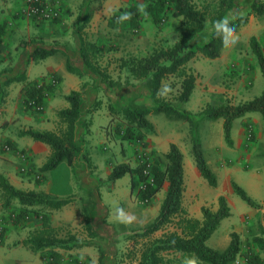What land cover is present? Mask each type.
<instances>
[{
    "label": "crops",
    "instance_id": "crops-1",
    "mask_svg": "<svg viewBox=\"0 0 264 264\" xmlns=\"http://www.w3.org/2000/svg\"><path fill=\"white\" fill-rule=\"evenodd\" d=\"M77 1L67 0V11L49 28L47 25L37 27L35 24L37 22L31 24L32 19L25 13L24 0H0V30L4 32L1 37L0 52V175L5 176L18 190L42 192L59 200H71L62 209L48 215V223L58 232L60 238H65L62 236L66 230H71L72 234H75L74 228L79 225L81 228L84 226L83 210L88 202L93 203L91 211L96 230L99 229V226L102 231L112 230L114 226H119L131 231L138 226L140 219L132 213V210L134 207L139 208L142 203L136 201V194L130 193V212L124 216L120 217L113 207L112 192L115 193L114 189L126 176L110 183L112 186L110 189L103 190L101 188L100 177L102 174L109 175L117 164H128L124 160L125 153L123 151L116 155V159L118 158L120 161L115 162V157H113L115 153H112V147L109 145L104 147L110 138L101 128H107L111 123V114L106 98L111 102H119L124 105L135 101L146 107L156 106L148 89L143 87L139 81H135L134 85L124 88V90L108 88L98 76L83 65L78 54L80 42L77 28L80 25L76 23V20L78 17L83 18L88 14L90 2L84 0L85 6L80 9V3ZM125 1L109 0L104 6L95 8L94 15L92 13V23L88 29L90 37H86L89 41L105 47L104 64H107L108 72L113 77H115L114 75L118 76V63L121 58L137 56L141 52L146 53L148 51L146 44H149L150 41L156 42L155 37H140V41L130 44L123 43L126 46L120 50L110 49L111 45L117 42L121 44L122 41L129 42L131 39L130 37H102L111 31L110 15L113 9L115 6H121ZM19 17H24L26 20L22 23ZM22 35L29 37H22ZM93 35L94 37H91ZM235 38L234 42H231L230 37H227L221 57L210 60L219 66L216 72L212 73V80L214 78L225 80L226 77L223 75L229 66V59L241 57L240 43L243 38L247 37ZM259 42L261 41L259 40ZM52 49L57 50V53L44 59L34 58V54L38 50ZM226 51L230 54L229 59L226 54L224 56ZM248 53L252 67L247 65L238 67L239 76L234 79L229 89H226V86L221 83L213 86L206 85L210 83L202 84L201 79L197 76L198 71L200 72L202 68L201 62H198L200 55H197L191 61L192 74L196 77V84L189 101L171 103L165 95H162L163 99L170 102L176 110L188 115L194 121L196 136L202 142L208 165L218 178L217 199L220 196L229 199V195L233 194L232 181L241 176V170L246 163L254 166L261 165V167L264 163V142L261 131L259 132L256 126L257 113L234 121L230 145L225 140L224 120H206L203 116L208 105L221 106L228 103L238 105L251 101L262 94L264 76L259 65H255L250 49H248ZM66 54L70 56L77 72L68 71ZM21 77L23 79L18 80ZM53 77H58L61 80L55 84L53 91L48 92L42 110L37 112L27 109L25 105L26 91L30 84H49ZM256 85L258 89L256 92H252ZM63 87H67V90H64ZM83 87L85 94L80 106L82 117L77 124L76 138L82 143L84 152L91 157L96 170L92 171L84 160H79L72 167L67 162H63L55 170L42 173L41 167L48 161L52 150L48 145L22 135V132L30 129L56 133L63 131L66 125L58 117V112L69 107L66 97L73 91H81ZM97 101H101L100 106L96 111L90 113ZM151 116H149V120L158 133L154 136L148 135V146L141 147V150H144L145 154L157 150L167 154L170 145H177V143L169 132L163 134L161 129L158 130V126L152 121ZM85 122L89 123V133H86V129H84ZM246 125L249 126L250 131ZM127 142L124 140L123 143L122 141L123 144ZM129 147L130 145H128V149ZM35 173L42 177L40 182L35 179ZM254 182L256 183L251 186L252 188L256 186L255 194L261 196L264 176L261 173H256ZM1 194L0 190V264H71L70 256L74 261L79 260L82 264H100V249L107 255L103 258L104 264H119L120 261L116 259L119 247L112 246L110 252H106L104 245L98 240L99 238L87 237L86 241L88 242L78 249L54 248L39 253L33 252L24 244V241L32 231L42 228V220L32 216L21 225L14 224L13 217L19 212L20 206L18 203H14L18 210L14 213L9 211L3 206ZM163 199L164 197L160 199L156 208L155 219L159 215ZM206 200V198L202 199L200 204L195 206L192 199V218L202 220L201 209L209 204ZM254 200L256 203L264 205V197ZM228 201L231 206V201ZM217 208L214 206L213 210ZM102 218L106 220V223L101 224L103 223L100 222ZM227 219L229 220L227 227L221 230L222 222L220 228L213 234L216 239L212 248L215 250L224 251L230 244L231 234L234 232L240 234L244 226L242 220L236 217L233 209L232 216ZM97 232L99 233V230ZM52 253H56L58 256L53 257ZM256 254L263 257L264 251L258 250ZM123 261H125L124 264H130L126 259Z\"/></svg>",
    "mask_w": 264,
    "mask_h": 264
},
{
    "label": "trees",
    "instance_id": "trees-1",
    "mask_svg": "<svg viewBox=\"0 0 264 264\" xmlns=\"http://www.w3.org/2000/svg\"><path fill=\"white\" fill-rule=\"evenodd\" d=\"M142 2L144 12L151 18L154 25H161L169 11L173 10V16L181 19L184 31L171 47L156 48L145 56L133 55L121 58L116 78L98 63V58L106 50L105 47L83 37L81 35L82 26L77 28L80 42L78 54L87 69L112 89L122 90L134 85L135 81H139L143 87L148 89L156 104L155 107H146L135 101L126 105L110 101L111 122L117 118L120 120L116 125L115 133L123 140L130 142H143L145 133L154 131V125L149 120L150 115H164L169 120L184 121L193 126L194 121L188 115L179 112L170 102L163 99L161 89L164 80L170 76L180 77L182 81L178 101L188 102L195 89L196 77L187 71L186 66L198 54H202L208 60L220 58L229 32H238L249 22L251 16L264 15V3L261 0H254L245 15L237 16L234 19H227V16L229 11L236 6V0H219L214 11L198 7L193 0H142ZM123 12L131 25H138V7H130ZM84 17V24H87L90 21V15L86 14ZM220 21L222 23H218ZM208 22L214 26V31L208 41L191 48V44L197 42L201 38L200 36L206 32ZM3 34V30H0V44ZM251 49L264 76V51L255 37L251 39ZM56 53L55 49L38 50L34 54V58L44 59ZM66 57L68 71L77 72L70 56L66 54ZM22 79L23 77L18 80ZM53 80L55 83L30 84L26 91L25 105L27 109L34 110L35 107H43L48 92L53 91L55 84L61 79L53 77ZM84 94L85 88L83 87L81 91H73L66 97L69 107L58 112V117L66 125V128L60 133L32 129L22 132V135L44 143L52 150L48 161L41 167L42 173L55 170L63 162H67L72 167L79 160H84L92 171L96 170L91 157L84 152L82 143L76 138L77 124L82 117L80 106ZM100 104L101 101H97L90 113L96 111ZM252 113H259L264 119V91L253 100L238 105L229 103L221 106L208 105L203 116L206 120H224L225 140L230 145L234 121ZM246 127L249 129L248 125ZM84 129H86V133H89V123H84ZM193 134L192 155L197 170L211 187H217L218 178L208 165L202 142L195 133ZM164 158L165 168H161L159 164L154 166L152 176L146 173V163H140L137 167L121 163L116 165L107 177L109 181H117L130 175L132 188H134V177L138 176L142 188L137 197L142 202H149L159 192L165 191L159 215L142 232L136 233L132 237L134 246L140 245L141 247L138 252L132 249L128 253V256L131 257L129 263L184 264V260L191 259L196 264H234L243 256L247 264H262L261 257L252 251L243 254L242 240L236 232L231 234L230 244L224 251H218L208 246V241L220 228L221 223L232 216L231 206L225 196H220L216 210L202 207V220L188 217L183 206L186 190L184 154L178 145L171 144ZM41 178L37 180L40 182ZM100 181L103 182L104 178L100 177ZM232 188L234 194L250 207L264 209L263 205L256 203L247 191L236 182H232ZM0 190L5 208H10L14 203H18L20 206L19 212L13 217L14 224L21 225L32 216L42 220V228L32 231L24 241L30 250L39 253L46 249L73 250L84 246V243L76 235H69L65 238L58 237L56 230L48 223V215L62 209L71 200H59L42 192L18 190L3 175H0ZM92 204V202L86 203L83 219L88 238L95 239L100 235L94 226ZM176 218V230L165 232L160 237H154L158 232L164 231ZM139 240L142 243H139ZM256 241L263 243L261 249L264 250V239L257 238ZM100 252V264H104V254L101 249ZM52 256L57 257L58 254L52 253ZM168 256L172 257L168 258ZM124 262L120 261L119 264H124Z\"/></svg>",
    "mask_w": 264,
    "mask_h": 264
},
{
    "label": "rangeland",
    "instance_id": "rangeland-1",
    "mask_svg": "<svg viewBox=\"0 0 264 264\" xmlns=\"http://www.w3.org/2000/svg\"><path fill=\"white\" fill-rule=\"evenodd\" d=\"M60 6H61V15L67 11L66 2L67 0H59ZM89 1V8H88V15H90L91 20L89 23L84 24L85 17H78L76 20V23L80 25V27H83V31L81 32V35L83 37H90L89 27L91 26L90 23H92V13L94 15V9L97 7L104 6L109 0H86ZM194 3L200 7V8H209L211 11H214L219 3V0H193ZM254 0H236V6L229 11L227 19H234L237 16L245 15L251 7V4ZM264 3V0H261ZM25 2V0H24ZM78 3H80V9L81 7L85 6L84 0H78ZM84 2V4H83ZM82 3V4H81ZM138 7L139 8V21L138 25H131L126 15H124L123 10L128 9L130 7ZM21 18L22 23L24 20H26L24 17ZM60 19V18H59ZM58 19V20H59ZM35 21L31 20V24H34ZM55 21H45V22H37L35 23L37 27L45 26L47 25L49 28L51 25L55 24ZM84 25V26H83ZM23 26V25H22ZM110 28L111 31L107 34H104L102 37H130L129 42H117L116 44L111 45L110 49L114 50H120L122 47H125V43H134L135 41H140V37H155L156 42H149V44H146V49L148 51L146 53H139L137 56H145L148 53L152 52L156 48H168L171 47L181 36V34L184 31V26L182 24V21L180 18H176L173 16V10H170L167 14L165 21L159 25L156 26L153 24L151 18L147 15V13L144 12V4L142 0H126L124 3H122L121 6H115L113 9V12L110 15ZM214 31V26H212L209 22L207 24V30L204 34H202L198 39L197 42H194L191 44V48H194L197 45H201L204 42L208 41L211 33ZM22 37H29L28 35H22ZM91 37H94L91 36ZM227 37H230V41L234 42L236 39L235 37H247L243 38L240 47H241V57L238 59H229V53L226 51L224 53V56L226 54L227 59H229L230 63L226 70V73L223 75V77H226L225 80H220V78H212V73L216 72V70L219 68V66L216 64V62L207 60L203 57L202 54L200 55V60L198 62H201L202 68L200 72L198 70V77L201 79L202 84L208 85H217L220 84L226 86V89H229L232 83L234 82V79H236L239 76V72L237 71L238 67L240 66H250L252 67V61H250V54L248 53V49H251V39L249 37H255L258 41L260 40V44L264 51V15L262 16H251L249 18V22L240 28L238 32H229ZM258 37V38H257ZM159 39V40H157ZM250 39V40H249ZM124 43V44H123ZM255 62V65L258 66V62L256 60V57L252 51V56ZM104 55L100 56L98 58V63L105 69L108 70L107 64H104ZM196 63V62H195ZM186 69L188 72L192 73V62H190ZM115 78L117 75H114ZM181 81L182 79L177 76H170L164 80L163 87L161 89V94L165 95L167 99L171 103H178V96L180 93L181 88ZM258 85V84H257ZM255 86V88L252 90V92H256L258 89V86ZM139 86V84H137ZM64 90H67V87H63ZM124 90V89H122ZM128 90V89H127ZM263 93V92H262ZM261 95V94H260ZM259 95V96H260ZM258 97V96H257ZM106 102L109 106L110 99L106 98ZM257 117V128L259 129V132L261 131L263 142H264V119L261 114H256ZM152 121H154L157 126L158 130L162 131L163 134H168V132L173 136V140L176 141L177 145L182 150L185 160V194H184V201L183 206L185 209V212L188 217L192 215V199L193 204L195 206L199 205L202 199H207V203H209L207 206L208 208L214 209V206L218 207V199L216 197L217 195V187H211L208 182L202 178L200 173L197 170L193 155H192V137L194 136L193 133H196V125L190 126L188 122L184 121H172L167 119L164 115H152L151 116ZM119 118L113 120V122L110 123V125L107 128H101L106 134L110 140L109 142L104 144V147H107L108 145L112 147V153H115V162L118 163L120 159H116V155L120 153V151L124 152L125 155L123 156L125 161L128 162L129 165L132 167H137L140 163H146L147 169L146 173L148 175L152 176V170L154 166L158 165L161 168H165L166 161H165V154L162 152L160 153L157 151H149L148 154H145L141 150V147H147V139L148 135L154 136L156 133V130L153 132H147L145 133V138L143 139V142H130L128 141L126 144L124 143V140L121 138V136L117 135L115 133L116 125L119 123ZM249 131L251 129H248ZM251 134V133H249ZM168 136V135H166ZM123 141V143H122ZM124 145H127L126 147ZM128 145H130L128 149ZM161 146V144H160ZM162 149V148H161ZM209 153V151H207ZM264 161V158H263ZM118 165V164H117ZM254 166V165H248L247 163L242 168L241 176L237 179L233 180L232 182H236L239 184L242 188H244L248 194L256 199L260 200V198L264 197V186L261 189L262 194L261 196H258L255 194L256 186L252 188L251 185H254L256 182L254 180L256 179V173H261L262 176H264V163L262 165ZM113 170V169H112ZM109 175L102 174V177L104 178V181L101 184V188L103 190L112 188L110 183H114L115 181H109L107 180V177ZM151 179V178H150ZM131 181V186H130ZM134 188H132V180L130 178V175H127L123 180H121L117 188H115V193L112 192V199H114V211L118 213L120 217L124 216V214L129 213L130 211V201H131V195L136 194V201H139L142 203V205L139 208H135L132 210V213L140 219V222L138 226L135 229H131L129 231L126 230L124 227L114 226L112 230H106L102 231L101 227L99 226V241L104 245L105 251L110 252V249L112 246H118L119 250L117 253L116 259L119 261H123V259H126L127 261H131V257L128 256V253L132 251V249H135V251L140 249V245L134 246L133 241L131 240L136 233L143 231L148 225H150L157 214L156 208L159 204V201L161 198L165 196V191L162 190L158 193L157 196H155L151 201L149 202H142L138 199L137 195L139 193V190L142 188V183L139 181L138 176L134 177ZM127 183V185H126ZM131 187V189H130ZM101 189V190H102ZM233 190V188H232ZM260 194V191H259ZM228 197L231 201V208L234 210V213L237 218L241 219L242 224L244 226L242 227V231L240 232V238L242 240V252L243 254L252 251L253 253H257L258 250L264 251L261 249V245L263 243L257 242V238L264 239V209H256L252 208L249 205H247L240 197L233 194L229 195ZM155 200V201H154ZM153 206H151L152 202ZM229 202V201H228ZM230 205V202H229ZM264 206V205H263ZM13 209V210H12ZM9 211L16 212L18 210V207L16 208L15 205H12L10 208H8ZM192 217V216H191ZM229 220L226 219L223 221V226L221 227V230L227 227ZM84 222V219H83ZM100 222H103L101 224L106 223L105 219H100ZM176 220L168 225L165 232L174 231L176 230ZM81 225L79 227L74 228L75 234H72L71 230H66L62 237H68L69 235H76L79 240L86 244V238L87 232L85 230V225L81 228ZM101 230V231H100ZM164 232V233H165ZM163 234V231L158 232L155 234L154 237H160ZM56 235L59 236L58 232L56 231ZM60 237V236H59ZM153 237V238H154ZM213 236L211 240L207 243L208 246L212 248V244L214 243ZM139 243H142L141 240H139ZM85 246V245H84ZM99 246V245H98ZM101 247V246H99ZM135 247V248H134ZM49 253V252H48ZM104 254V253H103ZM104 256H107L104 254ZM172 256H168V258H171ZM181 257V256H180ZM262 259V264H264V254ZM70 263L71 264H82L79 262V260L74 261L73 257L70 256ZM236 262L237 264H247L244 257H240ZM184 264H196L194 260H184Z\"/></svg>",
    "mask_w": 264,
    "mask_h": 264
},
{
    "label": "built area",
    "instance_id": "built-area-1",
    "mask_svg": "<svg viewBox=\"0 0 264 264\" xmlns=\"http://www.w3.org/2000/svg\"><path fill=\"white\" fill-rule=\"evenodd\" d=\"M25 13L36 22L54 21L61 17V6L59 0H25ZM1 52V44H0ZM52 82L55 81L52 78ZM35 111L40 112L42 107H35ZM35 179L41 176L35 173Z\"/></svg>",
    "mask_w": 264,
    "mask_h": 264
},
{
    "label": "clouds",
    "instance_id": "clouds-1",
    "mask_svg": "<svg viewBox=\"0 0 264 264\" xmlns=\"http://www.w3.org/2000/svg\"><path fill=\"white\" fill-rule=\"evenodd\" d=\"M218 23H222V21L218 22Z\"/></svg>",
    "mask_w": 264,
    "mask_h": 264
}]
</instances>
